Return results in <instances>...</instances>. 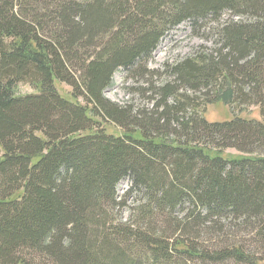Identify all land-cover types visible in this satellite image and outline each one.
Here are the masks:
<instances>
[{
	"label": "trees",
	"instance_id": "1",
	"mask_svg": "<svg viewBox=\"0 0 264 264\" xmlns=\"http://www.w3.org/2000/svg\"><path fill=\"white\" fill-rule=\"evenodd\" d=\"M184 24L211 46L146 71ZM0 152V264H264V0H0Z\"/></svg>",
	"mask_w": 264,
	"mask_h": 264
},
{
	"label": "rangeland",
	"instance_id": "2",
	"mask_svg": "<svg viewBox=\"0 0 264 264\" xmlns=\"http://www.w3.org/2000/svg\"><path fill=\"white\" fill-rule=\"evenodd\" d=\"M208 36L206 34H200L196 37V34L190 32L186 24L180 25L176 30L169 32L165 38L161 41L160 45L151 55V58L146 63V71L158 72L162 75L166 67L173 66L200 47H209L211 43L207 41ZM204 39V40H203ZM131 77L125 74L122 70L114 73L111 84L104 90L103 96L110 103L118 107H132L134 109H150L151 104L146 101L145 98L137 93V89L142 88V83L145 82L144 78ZM139 81V82H138ZM162 85L163 79L152 80L151 82ZM56 90L62 97L68 98L70 88L66 85H57ZM20 95L33 94V90L28 86H20L18 88ZM204 118L209 123L223 122L230 120L234 116L240 119L246 120H259L258 110L255 107L248 108L247 110H240V113L233 115L229 107L220 101L213 105H208L205 108ZM242 112V113H241ZM108 133L118 134L117 130L113 127H108ZM225 157L237 156L238 154L233 150H227L224 152ZM1 156V152H0ZM129 187L128 181L121 182L117 187V195H122ZM124 217L126 218V211H124ZM124 218V219H125Z\"/></svg>",
	"mask_w": 264,
	"mask_h": 264
}]
</instances>
